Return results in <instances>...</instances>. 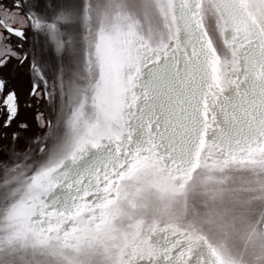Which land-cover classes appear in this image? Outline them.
I'll return each mask as SVG.
<instances>
[{
  "label": "snow or ice",
  "instance_id": "snow-or-ice-1",
  "mask_svg": "<svg viewBox=\"0 0 264 264\" xmlns=\"http://www.w3.org/2000/svg\"><path fill=\"white\" fill-rule=\"evenodd\" d=\"M0 10V201L20 188L34 207L14 237L24 247L0 264H41L53 239L92 243L134 178L182 190L199 167L264 165V0H162V26L125 41L111 110L82 51L87 0H0ZM122 239L114 264H264V234L250 257L175 222Z\"/></svg>",
  "mask_w": 264,
  "mask_h": 264
}]
</instances>
